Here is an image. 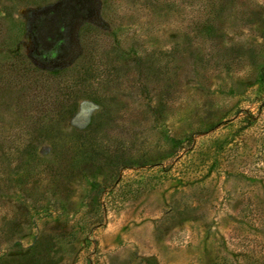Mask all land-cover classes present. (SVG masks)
Instances as JSON below:
<instances>
[{"label": "rangeland", "instance_id": "rangeland-1", "mask_svg": "<svg viewBox=\"0 0 264 264\" xmlns=\"http://www.w3.org/2000/svg\"><path fill=\"white\" fill-rule=\"evenodd\" d=\"M43 238L264 264V0H0V264Z\"/></svg>", "mask_w": 264, "mask_h": 264}, {"label": "trees", "instance_id": "trees-1", "mask_svg": "<svg viewBox=\"0 0 264 264\" xmlns=\"http://www.w3.org/2000/svg\"><path fill=\"white\" fill-rule=\"evenodd\" d=\"M139 61L141 64L144 62L142 56H139ZM81 155V160L91 161L94 157L98 160L104 161L105 164L108 162L111 156L117 157L114 153H110L109 149L104 150L91 145L86 150L82 151ZM51 250L52 248L49 246L48 239L43 238L35 241V243H33V245L29 246L27 249L10 255L7 259H5L3 264H53L54 260Z\"/></svg>", "mask_w": 264, "mask_h": 264}]
</instances>
